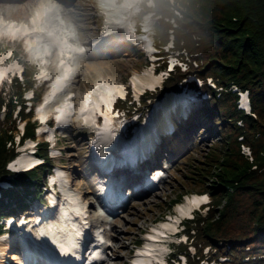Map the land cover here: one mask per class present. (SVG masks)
I'll return each mask as SVG.
<instances>
[{
	"label": "trees",
	"instance_id": "obj_1",
	"mask_svg": "<svg viewBox=\"0 0 264 264\" xmlns=\"http://www.w3.org/2000/svg\"><path fill=\"white\" fill-rule=\"evenodd\" d=\"M178 6L183 8V18L177 19L176 47L186 48L189 54L201 53L197 59L204 64L199 69L192 66L191 73L204 80L212 76L217 86L224 89L219 97L207 85L202 90L210 92L212 99L203 101L201 111L213 123H220V139L212 143L200 160L190 164L186 178L181 180L192 190L209 193L212 199L206 214L197 213L187 223L198 258L191 257L187 246H180L178 251L187 255L189 264H200L206 258L205 247L211 248L207 256L211 260L227 257L225 264H264V0H156V11L164 18L175 16L174 8ZM238 9L243 11L240 21L236 18ZM171 27L169 22L160 21L158 40L166 43ZM30 70L26 73L28 87L32 86ZM185 76L177 68L165 82V89L179 90L178 84ZM233 84L250 92L251 115L237 108L238 95L229 90ZM15 88L18 102L24 105L19 80ZM5 102L0 93V107ZM143 103L149 110L151 106L145 98ZM7 105L6 126L0 134V181L8 179L13 183V188L3 191V195L16 199L22 192H39L52 162L48 144L44 143L41 155L46 157V165L14 179L7 177V164L17 155L15 147H8L14 140L16 125L11 119L16 103L10 98ZM22 116L28 115L23 111ZM36 126L29 121L24 137H35ZM242 145L251 149L253 159L246 156ZM3 204L1 199L0 207ZM3 213L1 209L0 214ZM247 249L253 252H245Z\"/></svg>",
	"mask_w": 264,
	"mask_h": 264
},
{
	"label": "bare ground",
	"instance_id": "obj_2",
	"mask_svg": "<svg viewBox=\"0 0 264 264\" xmlns=\"http://www.w3.org/2000/svg\"><path fill=\"white\" fill-rule=\"evenodd\" d=\"M140 0H125L123 4H116L117 0H100L102 12L107 16V26L104 29V35L102 38H98L94 41V47H102L105 46L106 43H113L116 46L122 43V41L126 40L135 45H140L146 48L149 52L151 51V42L152 37L147 34L137 35L134 34L132 28L133 17L135 16L138 10V3ZM48 5H46L45 0H40L39 5L35 7L34 13L32 14L30 23L31 27L28 29L29 24L25 21H21L20 23H8L5 21L2 15H0V34L1 35H9L19 33L27 35L29 38L27 44L32 52L33 57L38 59L40 65H44L45 67L51 62V59L54 55V47L59 45L61 55L60 61L57 62V66L59 65L60 75L56 78V82L53 85L51 91L47 94L45 98V102L41 103L39 117L42 120H46L51 116H55L58 120V126L63 128L70 127L72 129L77 128H89L96 132L97 136L93 138V148L94 159L98 160L99 165L103 170H112V166L117 165L119 162L123 164H128V156L133 155L140 159V157L145 158L144 156H149L153 149L157 148L158 142H160V135L166 134L168 130L172 129V118L174 114L172 113L173 109H176L177 104H182L183 109L188 107L189 102L183 95H178V93H168L163 101L159 105L156 106L154 112L152 113L150 119L143 125L141 129H139L134 138L131 140L124 139L119 130L114 126L115 125V115L111 113L113 103L122 95L126 93V86L119 83L113 82H105L100 81L96 83L94 87H92L84 97H78L77 92L75 91L74 83L76 82V78L80 72V67L82 64L87 69L95 68L96 65L88 64L85 61V57L88 53L91 52L90 45L86 46L85 44H77L72 45L71 41L76 40L74 32H70V28L60 27L58 24H53L51 27L49 26L48 19H50L48 9ZM42 17V20L38 22V19ZM149 22L147 19L146 29L148 28ZM126 26V27H121ZM20 27V29H19ZM121 27V28H120ZM120 28V29H119ZM31 31H35L34 34ZM40 34H37V33ZM48 32V36L45 33ZM51 37L54 39H51ZM60 38L68 39L70 38V44H62ZM56 41V42H54ZM17 67V63L11 64L6 67L0 68V76L8 72H14ZM153 69H146L144 72H135L131 77V82L135 88L136 96L141 95L146 89H153L158 86H162V76H159L157 73L154 74ZM47 73V69H45L44 74ZM44 77H48L45 75ZM243 103L248 105V99L244 94ZM103 115L105 117L104 125H100L97 123V118L99 115ZM114 123V125H113ZM50 138L54 136V129H51ZM175 146V145H174ZM116 150L114 153L117 156L112 154L113 150ZM147 153L149 155H147ZM110 163H106L107 161ZM34 161L33 157L28 155L19 156L13 163V166L16 170L23 169L28 167ZM106 163V164H105ZM115 167V166H114ZM129 170H134L130 168ZM138 170H144L142 168H138ZM147 171V169H145ZM68 172L64 170H58V175L53 177V180H58L61 183V196H53L54 207H56L55 201L56 198H66L64 201V205H57L58 208L61 207V210L64 211L66 216L63 218V223L60 226L51 224L48 232L45 223L40 222V224L35 225L36 228H29L30 234L36 232L41 233L47 230L45 237L50 241L47 242H36L35 240L27 239L23 244L20 241L18 246L19 249L23 246H30L29 253H26L25 257L31 259L33 256L34 250H37L36 247L33 246V243H37L40 246H46L48 249L44 254L46 257L38 258V262L42 264V261L47 262V258L52 257L53 264H73V261H70V257L64 252H53L49 246H53L55 249L56 246H69L68 243H72L71 234L73 236H77L75 241L77 243H81L83 241L84 235L81 232L80 228H77V225L73 222L72 216L73 213L70 211H76L77 214L84 212L86 209V202H84L82 195L80 192H72L68 189ZM128 177H130L128 175ZM98 177L91 178L94 180L95 188L98 185L99 193L106 199H116L117 195H122L123 191L120 188H111L110 190L106 187L109 184L113 183L114 180L116 183L121 184L124 183V179H115L114 177L109 178L103 183H100L97 179ZM156 177L153 176L152 179ZM134 180H142V177H133ZM150 179L148 181L150 182ZM134 186L140 187L136 181H134ZM145 182L142 187L149 184L154 186L152 182ZM151 186V187H152ZM128 192H131L130 189H126ZM97 191V193H98ZM206 198V199H205ZM120 199V198H119ZM133 199L131 197L129 202ZM71 200L72 202L78 203L77 209L74 206L68 205L66 202ZM207 200L206 195H193L192 197H188L185 202L178 205L177 211L181 217L190 214L194 209H196L199 205L204 203ZM111 201V200H110ZM195 201V203H194ZM69 209V210H68ZM69 211V212H68ZM72 215V216H71ZM40 219V218H39ZM38 219V220H39ZM37 220V221H38ZM180 218H173L171 221L161 222L159 225H156L153 230L147 234L145 237V245L141 246L137 253L133 256V264H156L158 262H163L164 255L167 250V239L171 238V234L176 230L177 223ZM105 223L107 226H112V232L114 231L113 222L110 217L105 218ZM76 227H75V226ZM77 228V229H76ZM76 229V230H75ZM97 242L98 245L97 253L95 254V259L97 261L96 264L106 263L107 260H110L108 251L110 250V246H106V242H103L104 237L100 234H97ZM102 238V239H101ZM114 238L113 234H110L109 240ZM10 237L7 238L3 236L0 238V259H2V253L6 250L4 247L11 246ZM103 243H106L105 245ZM17 248V249H18ZM15 251V250H14ZM12 252V260L17 261L18 256L16 253ZM104 252V253H103ZM81 251H79V254ZM81 255V254H80ZM74 257V256H73ZM34 260V259H32ZM79 261V260H77ZM87 260H85L86 262ZM95 261V260H94ZM22 264V263H20ZM79 264V263H77ZM87 264H91L88 261Z\"/></svg>",
	"mask_w": 264,
	"mask_h": 264
},
{
	"label": "rangeland",
	"instance_id": "obj_3",
	"mask_svg": "<svg viewBox=\"0 0 264 264\" xmlns=\"http://www.w3.org/2000/svg\"><path fill=\"white\" fill-rule=\"evenodd\" d=\"M96 1L97 0H76L70 8L71 13L69 14V18L78 27L83 39L86 40V45H88L94 37L98 36V29L102 22L100 20L103 19V17H98L99 13L97 11ZM241 4L244 5L245 3ZM9 5H0V9H3L0 10V12H5V10L9 8ZM17 5L22 6L17 10H13L16 7H11L6 16L8 18L15 17L19 22L31 19L35 9L33 0H25L23 4ZM242 12L243 11L238 9L236 15L238 21L243 17ZM2 40L5 42L6 49H16L15 47L19 44L17 41H13L15 44H7V39L1 38L0 41ZM117 47L119 48L116 49L110 46L100 47L94 49L93 52L85 57V61L88 64H94L96 67L90 69L83 67L80 69V74L74 85L78 97H84V95L100 81H105L107 83H123L128 86L135 72H144L145 69H148L145 65L141 66V63H145L148 58L140 46L123 44ZM137 52H140L139 56ZM19 59L23 61L24 57ZM203 62L204 61H202V66L204 64ZM156 66L158 67V65ZM52 70L54 73L56 72L54 65L52 66ZM37 92L45 93L46 95L48 93V88H41ZM39 103L40 101H37L36 105L39 106ZM122 105L124 106V104ZM201 106L202 102L200 99H197L190 108V111H192L191 120L194 123L193 125L188 126L186 123H184L185 125H179L177 133L165 140V145L172 148L175 155L162 159L163 155L161 154L166 153L165 148H163V150L161 148L159 151H162L161 154L155 155L162 163L167 159L176 162L170 170V176L163 184L164 187L153 194L132 199L131 203L124 208L125 212L123 215L112 218L114 226L112 234L114 238L109 242L110 250L108 253L110 260L102 264H133L132 254L136 251L133 243H138L137 241H139L141 246H144L145 243L142 237H145V235H142V231H145V228H147V230L149 229V232H151L153 230V224H158V221H161V219H159L160 215H166L168 206L165 204L164 206L160 205V203L168 204L169 200H175L178 194L173 189L176 190V188H180L184 191L188 190L187 185L185 184L186 186L184 187L175 177L184 178V174L189 172L188 168L192 167L189 165V162H197L200 160L209 146L215 140L220 139V136L217 134L220 124L212 123L211 120L206 117L197 115L196 110ZM3 117L2 115L0 118V129L2 127ZM37 117L38 115H36V117L34 115L33 119L36 120ZM138 122L140 123L142 121L139 119ZM17 124L18 129H20L19 127H22V122L20 123L17 120ZM40 127L46 130L45 125ZM91 131L92 130L89 128H70L68 131H62L60 136L62 139L60 140L58 136L57 140L61 148H64V152L54 163L56 166L61 163V165L64 164L69 167L67 172L70 179L73 181V186L76 190L80 191L86 201L93 200L96 190L94 180L91 179L96 175L88 160L91 149L89 139L93 136ZM16 134L18 135V133ZM45 137V135L39 136L38 140L44 142ZM163 146L164 145H162V147ZM25 152H27V150ZM97 222L99 223V220ZM11 235L12 233L9 231L6 237L9 238ZM172 247L173 249L175 248L174 246ZM4 248L6 250L2 253L0 264H5L4 261H12L11 248L8 246ZM133 249L134 251H132ZM245 252L252 253L253 250L247 249ZM16 264L20 263L17 262Z\"/></svg>",
	"mask_w": 264,
	"mask_h": 264
},
{
	"label": "snow or ice",
	"instance_id": "obj_4",
	"mask_svg": "<svg viewBox=\"0 0 264 264\" xmlns=\"http://www.w3.org/2000/svg\"><path fill=\"white\" fill-rule=\"evenodd\" d=\"M206 199V198H205ZM194 203H195V201H194Z\"/></svg>",
	"mask_w": 264,
	"mask_h": 264
}]
</instances>
